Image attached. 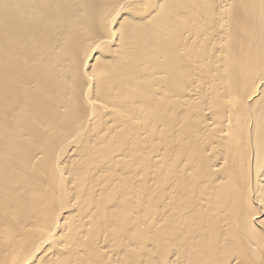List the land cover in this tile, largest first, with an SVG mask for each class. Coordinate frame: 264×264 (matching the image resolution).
<instances>
[{
  "label": "bare ground",
  "instance_id": "6f19581e",
  "mask_svg": "<svg viewBox=\"0 0 264 264\" xmlns=\"http://www.w3.org/2000/svg\"><path fill=\"white\" fill-rule=\"evenodd\" d=\"M0 264H264V0H0Z\"/></svg>",
  "mask_w": 264,
  "mask_h": 264
}]
</instances>
